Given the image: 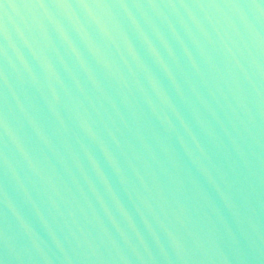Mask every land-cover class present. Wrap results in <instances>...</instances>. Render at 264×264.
Instances as JSON below:
<instances>
[{
  "label": "water",
  "instance_id": "obj_1",
  "mask_svg": "<svg viewBox=\"0 0 264 264\" xmlns=\"http://www.w3.org/2000/svg\"><path fill=\"white\" fill-rule=\"evenodd\" d=\"M0 264H264V0H0Z\"/></svg>",
  "mask_w": 264,
  "mask_h": 264
}]
</instances>
